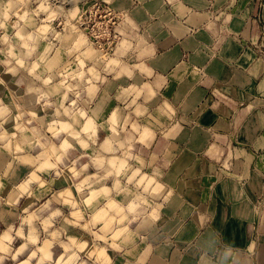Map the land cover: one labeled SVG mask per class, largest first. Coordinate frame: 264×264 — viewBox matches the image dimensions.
<instances>
[{"label":"crops","instance_id":"obj_1","mask_svg":"<svg viewBox=\"0 0 264 264\" xmlns=\"http://www.w3.org/2000/svg\"><path fill=\"white\" fill-rule=\"evenodd\" d=\"M101 2L115 15L116 27L134 38V46L141 39L144 41L137 51L119 57L122 64L130 68L143 64L148 71L132 69L131 78L121 75L117 79L116 72L120 69L105 71V62L100 59L103 54L93 51L86 64L95 66L99 73L100 79L93 81L97 91L90 98L81 83L77 106L93 116L98 125L105 124L112 111L119 108L121 122L130 116L139 126L154 131L155 139L149 141L148 147L136 143L134 138L133 154L141 155L144 160L143 171L159 173L165 192L168 187L174 191L168 201L163 196L153 198V207L158 208L160 215L158 221L137 220L130 226L138 233V250L152 246L148 264H197L201 254L199 242L215 229L238 249L235 264H264V0H235V3L179 0L185 6L182 11L177 0L173 3L169 0ZM125 17L132 24L125 22ZM52 26L56 28L54 22ZM69 40L70 37L53 40L49 34L47 41H37L33 59L51 41L55 47L49 58L55 54V48H61V66L74 61L78 53L66 54L75 43ZM140 52L145 54L140 56ZM254 71L258 75H253ZM20 78L25 83L30 79L23 73ZM8 79L10 82V76ZM145 84L155 95L144 89L136 104L126 107L135 93L129 95L124 90H139ZM26 86L16 89L19 102H25V110L38 114L42 109L35 104V95H24ZM74 98L70 94L69 99ZM165 105L175 111L171 119ZM137 106L147 109L141 117L135 115ZM52 112L40 116L45 118V127L55 119L54 109ZM11 120L4 125L9 134L14 130ZM97 135L98 143L110 135L107 124L103 129L98 128ZM117 139L124 140L125 134L121 133ZM0 142V176L9 163L12 165L0 188V230H3L8 225L19 226L25 208L38 207L49 194L70 187L72 181L67 171L59 178L49 173L44 178L51 180V192L39 202L35 197H22L15 208H10L3 201L32 171L16 157L35 156L40 149L25 146L24 153H15V142L10 148L5 147L7 141ZM77 151H81L78 146ZM130 163L136 166L134 161ZM95 171L90 167L85 174ZM105 183L111 186V179ZM73 194H76L74 188ZM53 206L68 215L67 207ZM210 217L214 218L212 224L207 223ZM62 225L63 221H59L56 226ZM36 227L39 229L38 222ZM67 235L87 241L85 251L91 250L93 237L89 233L68 226ZM139 237L146 239L142 242ZM251 242L255 243V250L249 255L247 245ZM108 255L113 257L114 264H125L122 254L110 250Z\"/></svg>","mask_w":264,"mask_h":264},{"label":"clouds","instance_id":"obj_2","mask_svg":"<svg viewBox=\"0 0 264 264\" xmlns=\"http://www.w3.org/2000/svg\"><path fill=\"white\" fill-rule=\"evenodd\" d=\"M67 2L63 0V3ZM104 2L111 4L112 0ZM232 2L235 3V0ZM169 3H173V0H169ZM177 4L181 11L185 8L179 0ZM78 5L79 0H75L73 8L65 11L61 4H53V0H0V57H3L0 59V68L3 69L0 86L7 87L3 76L18 77L21 72L25 73L30 79L24 88V95H35V104L43 111L54 109L55 116L45 127V118L38 116L36 111L25 110L16 99L5 103L4 98L0 97V140L7 141L5 147L10 148L15 142V153H24L25 146L40 149L35 156L27 154L16 157L21 163L30 166L32 171L15 186L13 194L3 204L15 208L25 196L35 197L39 202L43 195L51 192V180L44 178L49 173L59 178L67 171L72 181L70 187L52 194L38 207L30 205L25 208L19 226L8 225L0 230V264H89V261L91 264H114L113 257L108 255L110 250L122 254L125 264H148L152 246L147 245L143 250H138V233L130 226L137 220L158 221L160 215L158 208L153 207V198L163 196L168 201L174 194L170 187L165 192L166 186L159 181L158 172L149 174L143 171L146 167L144 160L141 155L133 154L134 138L136 143L148 147L149 141L155 139L154 131L139 126L130 116L121 122L118 115L120 109L115 108L105 121L110 135L98 143V128L103 129L105 124L98 125L93 116L77 106L81 98V83L85 85L83 91L91 98L97 91L93 81L100 79L95 66L88 67L86 64L94 53L91 45L84 48L88 38L78 28L79 24L85 23ZM55 21H59L57 27L60 31L52 26ZM125 22L132 24L127 17ZM95 28L100 29L101 23H97ZM69 29L72 33H79L73 47L66 52L69 56L78 53L74 61L61 66V48H55V54L49 58L55 47L51 41L33 59L37 52V41H47L49 34H52L53 40L68 39V36H62V32ZM115 31L117 35L111 39L116 44L114 52L111 56L105 53L100 57L105 62L104 70L111 72L119 68L115 77L117 79L121 75L131 78L132 69L148 71L143 64H135L130 68L119 59L129 51H137L144 41L141 39L134 46L133 37L120 27H116ZM107 36L105 29L101 37ZM144 54L140 52L139 55ZM252 74L258 75V71ZM15 83L18 87L25 86L23 78L16 79ZM144 89H148L150 95H155L147 84L139 90L125 89L129 95L135 93L126 107L135 105ZM70 94L75 98L70 100ZM11 95L14 96V93ZM57 96L58 100L53 99ZM13 108L16 112L14 116ZM165 108L171 119L175 115L174 109L170 105H165ZM145 112L147 109L140 106L135 109L137 117L143 116ZM62 116L67 119H60ZM9 118L14 121L11 134L4 128ZM121 133L125 134L124 140L117 139ZM70 140L75 141V144ZM77 146L81 151H77ZM11 167L9 163L8 169ZM90 167L96 171L86 175ZM8 169L0 176V188L3 187L2 181L7 177ZM109 179L111 186L105 183ZM101 200L102 204L99 203ZM54 204L67 207L68 215H64L62 209L54 207ZM59 221H63L61 227L56 226ZM213 221L214 218L210 217L207 223L212 224ZM37 222L39 229L36 227ZM68 226L81 228L93 237L91 250L85 251L88 249L87 241L67 235ZM139 239L143 242L146 238ZM17 241H20L18 246ZM199 246L201 254L197 264L236 262L238 249L233 246V242L224 240L222 232L211 229ZM254 250L255 243H249L247 253L252 255ZM81 253L85 254L84 257Z\"/></svg>","mask_w":264,"mask_h":264},{"label":"rangeland","instance_id":"obj_3","mask_svg":"<svg viewBox=\"0 0 264 264\" xmlns=\"http://www.w3.org/2000/svg\"><path fill=\"white\" fill-rule=\"evenodd\" d=\"M80 2V1H79ZM73 3V4H72ZM75 3V0L72 2L68 0L67 3H63V0H53V4H61L65 11H68L73 8ZM82 10V15L85 23L79 24L78 28L80 31L88 38V44L85 45V47H88V45H91V49L94 52L102 53L103 55L107 53L109 56L114 52V47L116 46L114 42H111V39L117 35L114 31V27L117 25V20L115 18V15L108 9L104 3L101 2V0H89L85 3L81 2L78 5ZM61 20L64 19L63 16L60 17ZM56 27L59 24V21L54 22ZM97 23H101V28L97 29L95 28V25ZM106 29L108 36L107 37H101V33ZM61 29L57 27V31H60ZM95 33V35H93ZM63 35H66L70 37L69 41H76L78 38L79 33H72L69 29L67 32H62ZM111 42V46L110 45ZM82 50V49H81ZM93 52V53H94ZM3 57H0L2 59ZM3 72V69L0 68V73ZM23 73V72H21ZM25 73H23L24 75ZM9 76H3V79L7 82V87L0 86V97L4 98L5 103H10L12 99H16L18 103L19 101V95L17 94V90L19 87L23 86H17L15 83V80L18 79V77H12L10 76V82H9ZM7 77V80L5 79ZM27 83H25L26 85ZM9 86V88H8ZM11 93H14V96L11 95ZM22 98V97H21ZM23 99V98H22ZM22 102L21 104L23 105ZM24 106V105H23ZM39 107V106H38ZM25 108V106H24ZM41 109V108H40ZM29 110V109H27ZM32 111V110H31ZM13 116L16 114L15 109H12ZM52 108L47 109L46 111L41 110L38 114L39 116L43 115H50L52 114ZM13 121V120H11ZM1 144V142H0ZM51 195L49 194L47 198H49Z\"/></svg>","mask_w":264,"mask_h":264}]
</instances>
